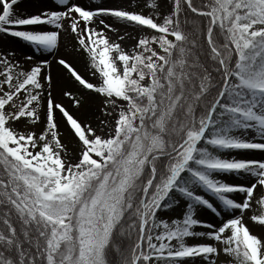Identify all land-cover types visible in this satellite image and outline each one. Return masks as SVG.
Instances as JSON below:
<instances>
[{
  "label": "snow or ice",
  "instance_id": "1",
  "mask_svg": "<svg viewBox=\"0 0 264 264\" xmlns=\"http://www.w3.org/2000/svg\"><path fill=\"white\" fill-rule=\"evenodd\" d=\"M18 2L0 34L41 55L0 50V264H264V159L241 155L264 151V0ZM58 85L100 98L99 131Z\"/></svg>",
  "mask_w": 264,
  "mask_h": 264
},
{
  "label": "rangeland",
  "instance_id": "2",
  "mask_svg": "<svg viewBox=\"0 0 264 264\" xmlns=\"http://www.w3.org/2000/svg\"><path fill=\"white\" fill-rule=\"evenodd\" d=\"M50 1H53V0H48V1H46V0H35V3L37 5V7H39V10H43L45 8L55 7V1H53V2H50ZM80 2L84 5H91L95 1H90V2L87 1L86 2V1L80 0ZM100 2L118 3L120 1H117V0H113V1L112 0H110V1L109 0L108 1L107 0H100ZM168 3H171V0H169ZM18 4L15 7H16V10L18 12H20ZM145 11H148V10L145 9ZM27 14H35V13L30 12ZM128 31H131V29H129ZM109 35L112 37L113 32L109 31ZM132 35L134 36L135 33L132 32ZM69 39L70 38L65 37V42L68 43ZM133 44H134V40L132 38H130L128 35H126V47H124V48H126V49L130 48ZM5 49H9V50L14 49L18 53V57L20 59H23L24 56H32L34 60H38L40 58V55H41L40 53H36L25 42H23L17 38H13L11 36H5L3 34H0V50H5ZM65 50L66 49H63V51H65ZM74 59H75L76 63L79 64V66H77V67H78V69H80L82 74H84L85 77L90 80V82H96L99 74L97 73L96 75H92L91 73L94 72L95 70L91 69L90 66L87 69L85 68L86 54L75 55ZM53 67L56 68L55 65ZM61 87H62V85H58L54 88V92H53L54 96L57 99L61 100L68 107L69 111L72 112L75 116L79 117V119L81 121H88V122L92 123L93 127H96L97 131H99L100 130L99 129L100 120L97 119V117L99 116L98 106L100 104V98L97 95L91 93L90 91H83L82 92V91H80L79 88L70 86L71 90L73 91L74 97L76 99H80V106L77 107L76 105L73 104L71 98L64 97L62 95ZM81 97H83V98L81 99ZM57 120L59 121V127L61 129L62 141L67 145L70 153L76 152L78 150V143H79L78 138L74 137V135L72 134V132L69 129V126L66 125V123L61 118L59 113H57ZM105 131H107V129H105ZM241 155H243L247 158L264 159V151H259V150L248 151V152L242 153ZM259 156H261V157H259ZM224 178L228 179V180L237 179V178L232 177V176H228V177H224ZM238 179H245V177H239ZM168 215L169 216L172 215L171 211H169ZM202 218L205 220H208V221H212L214 219V217L208 213L203 214ZM245 221H246L247 226L249 227L250 231L253 234H255L261 238H264V225H261L258 222L252 221L247 214L245 215ZM197 230H203V229L197 228ZM218 264H225V258L223 256L220 257Z\"/></svg>",
  "mask_w": 264,
  "mask_h": 264
},
{
  "label": "bare ground",
  "instance_id": "3",
  "mask_svg": "<svg viewBox=\"0 0 264 264\" xmlns=\"http://www.w3.org/2000/svg\"><path fill=\"white\" fill-rule=\"evenodd\" d=\"M46 1H48V0H46ZM53 1H55V0H53ZM53 1H50V2H53ZM82 1H86V2L89 1L90 2V1H95V0H82ZM117 1L121 2V0H117ZM18 3H19L18 4L19 9H20L19 13L27 14V13H30V12L36 13L37 11H39V7H37V5L35 3V0H19ZM118 36H124V39L122 41L118 40ZM112 39L116 40L117 42H119L122 47H126V35H125V33H124V31L122 29L118 28L117 32H113ZM62 51H63V49H62ZM76 65L79 66V64H77V63H76ZM56 71H57L56 68L53 67L54 74L56 73ZM259 157H261V156H259Z\"/></svg>",
  "mask_w": 264,
  "mask_h": 264
}]
</instances>
